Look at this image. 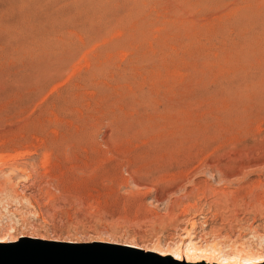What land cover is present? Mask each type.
Instances as JSON below:
<instances>
[{
	"label": "rangeland",
	"instance_id": "obj_1",
	"mask_svg": "<svg viewBox=\"0 0 264 264\" xmlns=\"http://www.w3.org/2000/svg\"><path fill=\"white\" fill-rule=\"evenodd\" d=\"M5 236L0 263L264 264V0H0Z\"/></svg>",
	"mask_w": 264,
	"mask_h": 264
},
{
	"label": "water",
	"instance_id": "obj_2",
	"mask_svg": "<svg viewBox=\"0 0 264 264\" xmlns=\"http://www.w3.org/2000/svg\"><path fill=\"white\" fill-rule=\"evenodd\" d=\"M19 251H14L11 254V261L1 262L0 264H125L116 260L100 259V258H84V259H62L61 257H26L23 253H18ZM16 253V254H15ZM177 264H194L186 261ZM215 264V263H213ZM218 264V263H217Z\"/></svg>",
	"mask_w": 264,
	"mask_h": 264
},
{
	"label": "bare ground",
	"instance_id": "obj_3",
	"mask_svg": "<svg viewBox=\"0 0 264 264\" xmlns=\"http://www.w3.org/2000/svg\"><path fill=\"white\" fill-rule=\"evenodd\" d=\"M194 224V223H193ZM192 224V225H193ZM187 234V233H186ZM187 238H188V236H187ZM190 242H192V241H190ZM190 242H189V244L187 245V243H186V245H187V247H186V249H185V251L182 253V252H173V254H175V256H173V258L175 259V260H178V261H181L182 260V255L187 259V260H185L186 262H191V261H189L188 259H190L191 257H211V256H213L214 254H210L212 251H213V249H211V248H208V249H206V247H205V249L204 248H200V246L199 247H197L196 245H195V243L193 242V245L196 247V249H198V250H200V252H197V251H194V250H191L188 246L190 245ZM183 243V242H182ZM176 247V246H175ZM175 249V248H174ZM220 249V248H219ZM215 250V249H214ZM231 250V249H230ZM176 251V250H175ZM218 251V250H217ZM216 250H215V254H222V253H219V252H217ZM243 254V251H237V252H235V254H222L223 255V258H224V260L222 259V256H219L218 258H216L217 260H218V264H231V263H237L238 262V260H233V259H235V258H238L240 255H242ZM245 254V253H244ZM199 255V256H198ZM246 256H244V259L245 260H249L250 258H254V257H256V256H254V257H252L251 255H249V253L248 254H245ZM216 257V256H215ZM241 257V256H240ZM171 258H172V256H171ZM256 259H258V258H256ZM229 260H231V261H229ZM202 262H205V261H202ZM253 262L255 263V260L253 259ZM241 264H243V263H241Z\"/></svg>",
	"mask_w": 264,
	"mask_h": 264
},
{
	"label": "clouds",
	"instance_id": "obj_4",
	"mask_svg": "<svg viewBox=\"0 0 264 264\" xmlns=\"http://www.w3.org/2000/svg\"><path fill=\"white\" fill-rule=\"evenodd\" d=\"M10 238L9 237H0V242H4V241H7L9 240Z\"/></svg>",
	"mask_w": 264,
	"mask_h": 264
}]
</instances>
